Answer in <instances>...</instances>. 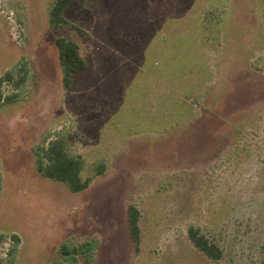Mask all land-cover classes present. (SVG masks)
I'll return each instance as SVG.
<instances>
[{
  "label": "rangeland",
  "instance_id": "1",
  "mask_svg": "<svg viewBox=\"0 0 264 264\" xmlns=\"http://www.w3.org/2000/svg\"><path fill=\"white\" fill-rule=\"evenodd\" d=\"M51 4L0 0V76L28 70L0 105V264H86L59 252L83 241L93 264H264V0H73L56 30ZM58 37L85 62L68 88ZM61 139L81 192L36 169Z\"/></svg>",
  "mask_w": 264,
  "mask_h": 264
},
{
  "label": "trees",
  "instance_id": "2",
  "mask_svg": "<svg viewBox=\"0 0 264 264\" xmlns=\"http://www.w3.org/2000/svg\"><path fill=\"white\" fill-rule=\"evenodd\" d=\"M73 0H52V4L48 10V21L52 29L66 25L67 21L63 17V11ZM55 45L58 52L59 64L63 70V85L68 88L72 81V76L84 69L85 62L82 59L79 46L71 39L58 37L55 39ZM17 69V70H16ZM16 69H10L0 76V105L14 100L17 97L16 93L5 95L3 88L6 85L13 86L14 89H19L26 81L28 70L26 66H18ZM45 140L42 142L44 143ZM40 144L35 148V163L36 169L43 177L63 183L71 193L81 192L86 189L91 181V178L83 179L81 172L84 167V161L80 155H72L66 149L64 139L51 140L44 147ZM94 171L95 176L104 173L105 166L98 164ZM1 189V181H0ZM127 226L130 238L138 249L140 243V228L138 225L139 211L138 209L129 204L127 206ZM188 237L193 245L203 252L211 260H219L221 258V250L213 243L199 234L193 228L188 229ZM3 236H0V240ZM15 244L18 243V237L12 235L11 237ZM92 241H83L80 245H64L59 248V252L64 257H70L72 260L76 259L80 254L87 255L89 260L86 264H93L90 261V245ZM9 262V261H8ZM8 262L3 264H8Z\"/></svg>",
  "mask_w": 264,
  "mask_h": 264
}]
</instances>
